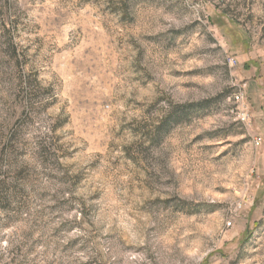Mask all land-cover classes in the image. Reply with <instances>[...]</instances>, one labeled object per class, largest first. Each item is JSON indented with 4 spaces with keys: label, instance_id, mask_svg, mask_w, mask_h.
Listing matches in <instances>:
<instances>
[{
    "label": "rangeland",
    "instance_id": "rangeland-1",
    "mask_svg": "<svg viewBox=\"0 0 264 264\" xmlns=\"http://www.w3.org/2000/svg\"><path fill=\"white\" fill-rule=\"evenodd\" d=\"M0 264H264V0H0Z\"/></svg>",
    "mask_w": 264,
    "mask_h": 264
},
{
    "label": "built area",
    "instance_id": "built-area-1",
    "mask_svg": "<svg viewBox=\"0 0 264 264\" xmlns=\"http://www.w3.org/2000/svg\"><path fill=\"white\" fill-rule=\"evenodd\" d=\"M234 100L236 102H241L244 101V95L243 93H237L234 95ZM243 110V111H242ZM241 112L238 113V119L242 122H246L248 121L250 114L249 111L247 110V108L242 109Z\"/></svg>",
    "mask_w": 264,
    "mask_h": 264
}]
</instances>
